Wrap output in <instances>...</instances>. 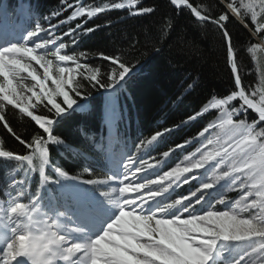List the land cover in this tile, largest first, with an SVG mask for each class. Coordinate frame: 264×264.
Listing matches in <instances>:
<instances>
[{"label":"snow or ice","instance_id":"snow-or-ice-1","mask_svg":"<svg viewBox=\"0 0 264 264\" xmlns=\"http://www.w3.org/2000/svg\"><path fill=\"white\" fill-rule=\"evenodd\" d=\"M169 3L177 15L187 10L197 22L221 31L234 88L211 96L188 118L215 117L198 133L200 147L179 154L180 163L166 171L159 167L190 143L162 150L173 131L164 128L135 150L139 154L150 149L149 156L159 152L161 159L152 157L155 162L150 163L142 155L116 154L112 168L103 175L89 170L91 178L82 181L51 160L52 146L65 144L55 129L88 108V85L103 89L111 100L137 72L120 56L99 53L108 62L102 72L84 62L87 52L69 54L65 49L69 43L77 45V36L95 31L83 25L100 13L127 10L142 15L154 9L142 6L141 0L91 7L63 0L71 13L45 25L39 19L46 18L38 17L31 4L20 7L25 19L19 39L0 38V122L26 150H6L0 139V164L6 168L0 192V264H264V65L258 68L257 83L246 85L227 28L230 18L245 27L251 23L260 43L249 51L264 49V0H219L222 11L217 16L192 0ZM74 20L75 26L61 31V25ZM171 27L169 22L166 30ZM28 78L31 85L23 83ZM9 106L42 131L23 139L8 123ZM38 107L48 115L37 114ZM116 118L112 104L106 122ZM70 180L72 184L64 183ZM189 184L186 194H175ZM233 191L239 198L230 200Z\"/></svg>","mask_w":264,"mask_h":264},{"label":"trees","instance_id":"trees-1","mask_svg":"<svg viewBox=\"0 0 264 264\" xmlns=\"http://www.w3.org/2000/svg\"><path fill=\"white\" fill-rule=\"evenodd\" d=\"M18 2L22 6L31 4L38 17L46 18L39 19L40 23L45 25L49 21L59 23L72 11L64 9L63 0H6V7L11 9L10 7ZM69 2L91 7L114 3L117 0ZM192 2L208 6L213 16L222 11L219 0ZM141 5L151 7L154 11L142 15H129L127 10L100 13L83 25L84 28L93 27L95 31L77 36V45L69 43L66 49L69 54L73 51L87 52L89 59L84 62L99 67L102 72L108 62L102 60L98 56L99 53L120 56L135 65L134 71L137 72L125 89L111 100L103 89L91 88L88 85V108L84 112L76 113L55 129V134L60 136L65 144L62 147L52 146L50 158L55 165H59L70 177L77 178L78 181L91 178L90 173L87 174L89 170L94 175L104 174L107 155L96 150L94 144L105 142L106 133L116 137V142L121 144L127 139V142L131 143L126 147H131L134 142L140 143L158 130L171 128L173 131L167 134V144L161 146L162 150L190 141L185 148L167 158L163 167L178 163L183 158L179 156L180 153L187 155L200 147L198 141L203 138L199 137L198 133L215 117L205 114L196 120L189 121L188 118L198 112L211 96L227 94L234 88L225 40L215 25L197 22L187 10L177 15L169 0H141ZM54 12H61V15L51 16L50 13ZM77 22L74 20L61 25V31L75 26ZM169 22L172 27L166 30ZM97 25L99 27H96ZM227 28L237 53L243 82L246 85H254L258 80L260 65L249 51L250 46L256 44L250 31L253 25L248 23V27H245L235 18H230ZM64 40L68 42L69 38L64 37ZM261 51L264 54V50ZM112 104L115 106L117 118L109 124L106 122V113ZM35 111L37 114L43 112L48 115L41 107ZM6 118L14 131L25 140L42 131L11 106L6 112ZM194 137L196 139H193ZM0 139L3 140L6 150L22 154L26 152L24 146L2 126V122ZM148 151L150 149L144 151L145 155H148ZM149 157L161 159L159 152H152ZM49 172L55 178V173L51 170ZM5 174L6 168L0 164V192L4 189ZM64 183L72 184L73 181ZM31 187L34 188L35 184ZM80 187L92 186L80 184ZM190 187L191 184L183 185L180 188L181 193H186Z\"/></svg>","mask_w":264,"mask_h":264},{"label":"rangeland","instance_id":"rangeland-1","mask_svg":"<svg viewBox=\"0 0 264 264\" xmlns=\"http://www.w3.org/2000/svg\"><path fill=\"white\" fill-rule=\"evenodd\" d=\"M1 18H9V16H7L6 17V15H3L2 17H1V15H0V19ZM10 18H13L12 16H10ZM21 24L22 23H20L19 25H18V27H19V29L21 28ZM209 24H211V23H209ZM18 38H19V35H18ZM253 40L255 41V43L256 44H259L260 43V41L256 38V37H254L253 36ZM264 50V49H263ZM253 56H255V59H256V62L259 64V65H264V54L262 53V51H261V49H257V51L255 52V53H251ZM261 63H260V62ZM33 67H35L36 69H37V71L38 72H42V69H40L39 68V66L38 65H35V63L33 62ZM23 75H25L26 76V74H23ZM23 83L24 84H26V85H31L33 82L30 80V78H28V79H26V80H24L23 81ZM49 86L51 87L52 85H51V83L49 82ZM110 142V141H109ZM133 155H142L141 154V152L138 154V153H134ZM145 158V157H144ZM145 159H147V158H145ZM150 163H154V162H152V160H150V159H147ZM152 170L153 169H149L148 170V172H152ZM155 171V170H154ZM144 174H147V173H144ZM230 193V192H229ZM239 198V196L237 197V198H235V199H238ZM219 206V208H223L224 206L223 205H217V207ZM242 215H244V216H247V215H249V213H247V212H245V213H242Z\"/></svg>","mask_w":264,"mask_h":264}]
</instances>
